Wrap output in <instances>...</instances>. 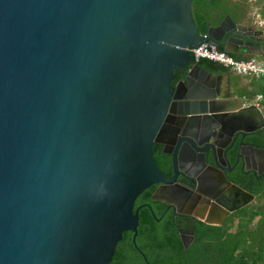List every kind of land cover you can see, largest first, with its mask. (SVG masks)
<instances>
[{"label": "water", "instance_id": "water-1", "mask_svg": "<svg viewBox=\"0 0 264 264\" xmlns=\"http://www.w3.org/2000/svg\"><path fill=\"white\" fill-rule=\"evenodd\" d=\"M193 4L0 0V264H110L124 233L138 235L137 199L157 185L154 201L210 225L255 201L225 173L237 144L235 166L264 175V148L245 142L263 114L190 66L188 49L237 54L262 32L228 15L202 34ZM179 135L187 143L172 154ZM185 162L204 170L188 175L193 189L178 183Z\"/></svg>", "mask_w": 264, "mask_h": 264}, {"label": "trees", "instance_id": "trees-1", "mask_svg": "<svg viewBox=\"0 0 264 264\" xmlns=\"http://www.w3.org/2000/svg\"><path fill=\"white\" fill-rule=\"evenodd\" d=\"M264 4V0L249 2L248 0H194L193 14L198 28L205 34L210 27L219 26L226 16L239 24L245 22L254 5ZM264 18V7L260 12ZM224 51L222 47L218 48ZM236 60H243L231 55ZM199 64L214 74H226L227 68L221 64L192 57L190 66ZM259 94L264 93L263 81L258 85ZM245 92L239 93L243 97ZM260 145L264 147V131H261ZM257 142H259L257 140ZM155 160L166 175L165 157L155 147ZM243 177V176H242ZM234 183L254 195L256 203L231 213L222 225L197 227L192 246L185 248L182 240L172 224L171 219L164 221L160 228L156 218L160 217L157 202L152 199L155 186L146 190L135 203V209L145 205L139 211L137 245L144 253L149 264H264V179L253 176L235 179ZM151 206V209L146 206ZM155 214V215H154ZM156 216V217H155ZM132 232H126L119 243L113 261L110 264H146L133 247ZM130 249H124V245ZM138 256L137 260L132 258ZM147 263V264H148Z\"/></svg>", "mask_w": 264, "mask_h": 264}, {"label": "flooded vegetation", "instance_id": "flooded-vegetation-1", "mask_svg": "<svg viewBox=\"0 0 264 264\" xmlns=\"http://www.w3.org/2000/svg\"><path fill=\"white\" fill-rule=\"evenodd\" d=\"M182 80H183L182 71H177V79L175 80L174 85H177ZM207 137H210V136H207ZM180 139H181V135H179L177 138H172L171 137L169 139L170 142H171L170 146L172 148V151H171L172 154L175 152V150H176L178 145L183 147L187 143L186 141H182L181 142ZM257 140L259 142H257ZM220 142H221V140H220ZM245 142H247V143H256L258 145L260 143V137H255V138L249 137V138L245 139ZM156 147L160 150V154H162L165 157V168H166V171L169 173L168 175H166V174L165 175L168 178H170L173 175L171 157L168 156L167 154L163 153L162 145L159 144ZM236 148H237V144L234 146L233 150L228 153V159H229L228 162L229 163H227V164H229V165H226V168L231 169V171L225 173L227 179L229 181H231L232 183H234L235 179L246 178V180H247L251 176H253V177L257 178V179H264V175L260 176V175H255L254 174V170L251 168L252 165L250 166L249 170H247L246 167L243 168L242 167V163H239V164H237V166H235L236 159H235V156H234V151H235ZM214 149L216 150V153H217L218 162H220V160L223 159V155L219 154L217 146H215ZM188 154H193L194 158H196V163L199 162L198 161V154L199 153H197L196 150L193 149V147L188 146ZM206 159H207L209 164H212L211 157L206 156ZM182 166H183L184 170L180 169V175L178 176V183L181 184L182 186H185V187L189 188V189H193L194 188L193 183L191 182L190 178H188V175L191 174V173L192 174L197 173L198 175H201L204 172V170L196 171L195 165H190L189 163H186V162ZM158 187H159L158 185L155 186L154 192L157 190ZM156 202H157V210H158V212L160 214V217L156 218V221L159 224V228H160L161 224L164 221L166 222V220L168 218H170L171 222L175 226V228H176V230H177V232H178V234H179V236H180V238L182 240V243L184 244L185 248L186 249L190 248L192 246V244L194 243L197 227H202L204 224H207V223H205L204 221L198 219L194 215H189V214H185L184 212H180L179 209L177 207L173 206V205H169L167 203L160 202V201H156ZM147 205L148 204H146V206ZM207 225H210V224H207ZM136 240H137V238L135 239V241H134V238H132L131 243H132L133 247L136 249V252L140 256H142V254L139 252L140 248L138 247ZM130 248L131 247H130L129 244L124 245V249L128 250ZM137 258H138V256H136L135 258H132V261L137 260ZM145 262L147 264L146 260H145ZM135 264H138V263H135Z\"/></svg>", "mask_w": 264, "mask_h": 264}, {"label": "crops", "instance_id": "crops-1", "mask_svg": "<svg viewBox=\"0 0 264 264\" xmlns=\"http://www.w3.org/2000/svg\"><path fill=\"white\" fill-rule=\"evenodd\" d=\"M257 19H255L254 23H247L246 21L242 24L247 25L250 28H253L255 31H263L264 30V18H262L261 14L257 15ZM260 23V27H258L256 24ZM264 36L263 34L260 35L259 39L257 41H252L250 39H247V45L245 49L239 48L240 51L237 54H234L238 56L239 58L250 59V58H256V59H263L264 60V41H261ZM215 76H221V79L217 81V83L220 85L223 93H229L233 97H241L238 96L239 93L245 92V95L243 98L245 99V102L248 106H253L256 97L259 95V92L257 91L258 85L262 84L263 79L261 78H249L245 76L237 75L231 71H229L226 74H214ZM261 111V110H260ZM262 112V111H261ZM263 114V113H262ZM261 131H264V127L261 129ZM260 131V132H261ZM264 148V147H262ZM256 203V199L253 202V204Z\"/></svg>", "mask_w": 264, "mask_h": 264}, {"label": "built area", "instance_id": "built-area-1", "mask_svg": "<svg viewBox=\"0 0 264 264\" xmlns=\"http://www.w3.org/2000/svg\"><path fill=\"white\" fill-rule=\"evenodd\" d=\"M264 36V30L262 31ZM191 56L199 61L201 59H208L217 62L227 68L229 71L249 78H261L263 79L264 86V60L250 58L245 60H236L230 54L225 51H220L216 46L204 42L198 47L189 48ZM253 106L262 111L264 117V93L259 94Z\"/></svg>", "mask_w": 264, "mask_h": 264}, {"label": "rangeland", "instance_id": "rangeland-1", "mask_svg": "<svg viewBox=\"0 0 264 264\" xmlns=\"http://www.w3.org/2000/svg\"><path fill=\"white\" fill-rule=\"evenodd\" d=\"M249 2H257V0H248ZM264 7V4H260V5H254L252 6L249 14H248V18L246 20V22L248 23H254L255 22V19H257V15L260 14L261 10L263 9ZM258 27H260V23H257L256 24ZM264 26V25H263Z\"/></svg>", "mask_w": 264, "mask_h": 264}]
</instances>
